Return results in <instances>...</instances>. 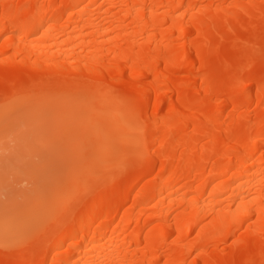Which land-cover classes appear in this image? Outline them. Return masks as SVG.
I'll return each instance as SVG.
<instances>
[{
	"label": "bare ground",
	"instance_id": "6f19581e",
	"mask_svg": "<svg viewBox=\"0 0 264 264\" xmlns=\"http://www.w3.org/2000/svg\"><path fill=\"white\" fill-rule=\"evenodd\" d=\"M28 127L69 158L0 186V219L38 205L25 232L0 223V264H264V0H0V130ZM81 146L99 163L77 179ZM69 183L61 234L5 250Z\"/></svg>",
	"mask_w": 264,
	"mask_h": 264
},
{
	"label": "rangeland",
	"instance_id": "374dc122",
	"mask_svg": "<svg viewBox=\"0 0 264 264\" xmlns=\"http://www.w3.org/2000/svg\"><path fill=\"white\" fill-rule=\"evenodd\" d=\"M63 82L64 80H59V83ZM72 83V81H68V84ZM32 130L33 127L22 128L18 132L0 130V186L4 185L7 189L29 187L30 184H27L26 182H22L21 184L19 183L25 178L22 173L23 170L28 167L31 169H39L44 160L49 161L47 166H50L49 164H51V167L55 170L57 165L59 166L61 162H66L69 158L67 154L68 152H57V155L52 157L47 149L38 147L40 142L36 143V141L33 140V138H35V134ZM61 138H63L62 135ZM75 155L79 162L77 161L78 164L76 162V165H74V171L72 174L77 179L81 177L82 166L92 167L93 163H99V159L97 158L96 160L90 152H85L83 146L79 147V149L75 152ZM71 185V183L66 184L61 190L62 197L56 198L60 201L65 199L70 193ZM0 193V200L8 203L7 197L2 195L5 192L0 191ZM44 196L46 204L51 202L50 192H46ZM36 197L37 195L34 194L30 199L29 205L25 204L18 198L16 200V204L10 208L9 211L7 210V212H5L4 216L0 219V223H4L5 221L9 222L8 229L12 234L25 232L26 229L23 228V225L25 226V223L29 221L28 214H30L31 211L32 214L33 211L34 213L38 211V205L35 202L37 200ZM26 211L27 215L25 214ZM9 217H11V220L8 219Z\"/></svg>",
	"mask_w": 264,
	"mask_h": 264
},
{
	"label": "snow or ice",
	"instance_id": "6c2138e0",
	"mask_svg": "<svg viewBox=\"0 0 264 264\" xmlns=\"http://www.w3.org/2000/svg\"><path fill=\"white\" fill-rule=\"evenodd\" d=\"M51 7V6H49ZM129 114L138 122L141 133L137 141V154H143L148 148V131L152 116L149 114L146 118L141 102L135 98H128L122 101ZM79 205V193H70L63 199L56 208L51 212L49 217L39 224L34 232L17 237L13 240H6L2 247L5 250L25 251L33 249L40 244L59 236L62 230L68 226L73 219ZM103 264V262H101Z\"/></svg>",
	"mask_w": 264,
	"mask_h": 264
}]
</instances>
